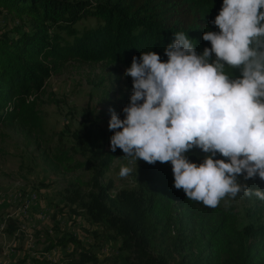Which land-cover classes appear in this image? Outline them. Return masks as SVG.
I'll return each instance as SVG.
<instances>
[{
  "label": "trees",
  "instance_id": "obj_1",
  "mask_svg": "<svg viewBox=\"0 0 264 264\" xmlns=\"http://www.w3.org/2000/svg\"><path fill=\"white\" fill-rule=\"evenodd\" d=\"M223 0H0L20 24L11 36L0 32V123L15 128L38 147L42 118L38 99L45 94L46 80L71 60L92 64L119 63L124 70L132 57L156 51L162 60L164 48L183 31L198 52L211 47L205 31H219L210 23ZM92 18L93 26L75 25ZM27 28L24 29V27ZM117 74L115 90L123 107L133 91L132 78L124 70ZM230 79L240 69L226 65ZM123 113V117H124ZM122 117V118H123ZM88 120V119H87ZM73 148L59 144L44 153L56 172L73 174L83 169L65 191L67 212L81 216L92 227L85 228L93 240L87 246L70 232L54 237L42 234L44 247L31 258L32 264H100L97 245L112 243L117 253L110 264H264V220L239 224L233 206L209 208L190 200L174 187L172 165L143 161L137 166L136 184L112 193L104 176L114 159L123 154L110 149L113 131L84 123L75 132ZM76 150V151H74ZM82 160H76L74 153ZM188 158L200 163L197 148ZM217 157L220 154L217 153ZM258 176L249 180L255 189ZM57 247L68 248L61 262L46 254ZM29 258L28 255L23 256Z\"/></svg>",
  "mask_w": 264,
  "mask_h": 264
},
{
  "label": "clouds",
  "instance_id": "obj_2",
  "mask_svg": "<svg viewBox=\"0 0 264 264\" xmlns=\"http://www.w3.org/2000/svg\"><path fill=\"white\" fill-rule=\"evenodd\" d=\"M210 23L219 31L203 33L211 47L202 52L179 31L164 48L167 60L156 51L132 57L125 115L109 108L108 128L112 152L170 162L174 187L214 209L240 193L264 200V189L248 184L264 180V0H223ZM226 65L241 75L230 79ZM197 148L200 163L187 155ZM131 171L121 166L119 175Z\"/></svg>",
  "mask_w": 264,
  "mask_h": 264
},
{
  "label": "rangeland",
  "instance_id": "obj_3",
  "mask_svg": "<svg viewBox=\"0 0 264 264\" xmlns=\"http://www.w3.org/2000/svg\"><path fill=\"white\" fill-rule=\"evenodd\" d=\"M94 23V19L88 18L75 26L81 29ZM19 24L18 19L0 10V32L12 36V29ZM112 68L124 70L119 63L87 64L74 59L46 80L45 94L38 99L42 118L38 147L15 128L0 123V264H32L31 258L44 247V231L54 237L70 232L86 246L93 241L84 230L92 226L81 216L69 214L64 206V190L85 171L56 172L46 162L43 151L50 153L59 144L70 150L74 146L73 134L83 131L84 123L89 121L94 127L108 129L109 108L123 117V105L115 90L117 74ZM73 153L76 160H82L80 153ZM123 156L124 153L114 159L104 176L105 181L111 182L113 194L136 184L137 166L143 162L136 163ZM121 166L130 167L131 173L120 177ZM256 187L264 189V180ZM219 205L233 206L240 225L259 217L264 220V200L255 196L240 193L235 198L226 197ZM67 250L57 247L46 257L61 262ZM94 250L99 254L100 264H110L117 253L112 243L97 245ZM25 254L29 258L24 259Z\"/></svg>",
  "mask_w": 264,
  "mask_h": 264
}]
</instances>
